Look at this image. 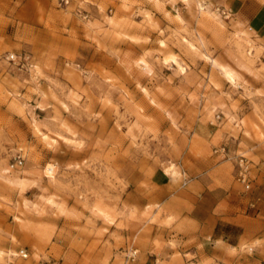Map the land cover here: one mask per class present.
<instances>
[{
    "label": "rangeland",
    "instance_id": "1",
    "mask_svg": "<svg viewBox=\"0 0 264 264\" xmlns=\"http://www.w3.org/2000/svg\"><path fill=\"white\" fill-rule=\"evenodd\" d=\"M261 25L264 0H0V264H193L164 201L203 174L249 236L198 264H264Z\"/></svg>",
    "mask_w": 264,
    "mask_h": 264
},
{
    "label": "crops",
    "instance_id": "2",
    "mask_svg": "<svg viewBox=\"0 0 264 264\" xmlns=\"http://www.w3.org/2000/svg\"><path fill=\"white\" fill-rule=\"evenodd\" d=\"M263 28L264 25H261L258 30ZM251 171L256 181L261 180L257 201L264 206V160L259 159ZM196 178L192 181L191 187H183V194H172L164 201L167 212L178 218L184 226L185 234L179 236L180 243L187 242L189 238L193 239L192 243L185 246V249L192 248L189 252L194 255L193 264H198L203 259L216 258L218 247L221 248L219 255L222 259L226 255L227 245L237 246L249 236L243 215L236 213L231 207L223 211L217 210L220 200L227 202L230 200L232 189L226 188L224 192L205 174ZM180 249L183 250V247L180 246ZM161 252L169 255L173 251L168 247ZM147 253L142 256L143 263L147 262L149 256L153 257L152 262L157 261L159 256L163 258V255H158L156 252Z\"/></svg>",
    "mask_w": 264,
    "mask_h": 264
},
{
    "label": "built area",
    "instance_id": "3",
    "mask_svg": "<svg viewBox=\"0 0 264 264\" xmlns=\"http://www.w3.org/2000/svg\"><path fill=\"white\" fill-rule=\"evenodd\" d=\"M58 2L60 4L67 5L69 3V0H58ZM202 4H203V7H205V3L202 2ZM85 16H87V14H85L84 17ZM21 160H22L21 155H18L16 157V160L14 161V163L11 166H14L17 163H20ZM249 173H250V168L248 166V161L245 160L244 157H241L239 159V161L237 162L236 179H237V181H239L242 184L244 190H246V191L251 189V180H250ZM186 182H187V179L184 178L182 184L185 185ZM256 203H257L256 201L255 202H251L249 205L251 207H254ZM135 253H136V251L134 250L132 252V254L134 255ZM17 255H20L21 257L25 258V257H27L28 254H27L25 249H20L18 251Z\"/></svg>",
    "mask_w": 264,
    "mask_h": 264
},
{
    "label": "bare ground",
    "instance_id": "4",
    "mask_svg": "<svg viewBox=\"0 0 264 264\" xmlns=\"http://www.w3.org/2000/svg\"><path fill=\"white\" fill-rule=\"evenodd\" d=\"M198 8L200 9V10H204L205 9V7H203V4L200 2V3H198ZM222 71V70H221ZM224 73L225 74H227V76L230 78V79H232L233 80V76L228 72V71H226V70H224ZM223 73V74H224ZM226 76V75H225Z\"/></svg>",
    "mask_w": 264,
    "mask_h": 264
}]
</instances>
